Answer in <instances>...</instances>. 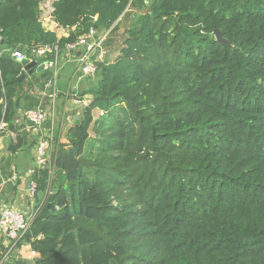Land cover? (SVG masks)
Here are the masks:
<instances>
[{"label":"trees","instance_id":"16d2710c","mask_svg":"<svg viewBox=\"0 0 264 264\" xmlns=\"http://www.w3.org/2000/svg\"><path fill=\"white\" fill-rule=\"evenodd\" d=\"M43 1L0 0V133L15 134L13 152L26 95L54 78L36 69L54 57L19 80L10 52L65 55L93 29L104 56L66 142L54 138L53 176L32 170L43 202L10 245L30 246L33 264H264V0H55L65 37L42 26ZM7 249L0 264H30Z\"/></svg>","mask_w":264,"mask_h":264},{"label":"crops","instance_id":"0c3cea01","mask_svg":"<svg viewBox=\"0 0 264 264\" xmlns=\"http://www.w3.org/2000/svg\"><path fill=\"white\" fill-rule=\"evenodd\" d=\"M54 1L55 0H44L40 4V21L44 29L54 31L57 37H65L67 36V31L59 28L51 19V13L53 11L52 4ZM73 63L76 68L70 75L68 81L65 82V77L60 82L57 77L55 83L57 96L54 102L55 119L53 121V129L54 138L60 143L66 142L68 128L79 118L80 110L83 106V99H89L88 95L81 96L82 91L86 90V80L88 79H81L78 75L76 59L69 53L60 55L58 57L57 66L64 69L66 65H72ZM41 65L42 64L38 65V67ZM68 74L69 72H67V75ZM48 93H50L49 89L48 92L47 90L40 92L38 87L34 86L26 95L22 110L20 111L47 105L49 103V98L47 103L44 102V98L48 97ZM17 119L16 130L22 137L23 145L13 152L12 139L9 134L5 132V136L0 138V166L2 171V176L0 177L2 190L1 201L10 207L19 208L30 214L41 204L43 196L41 198H30L28 196L30 176L35 167L34 141L31 139L28 132L22 130L19 117H17ZM49 127V121L45 122L44 128L49 129ZM30 142L32 143V147H29ZM13 177L16 179L15 182H12ZM0 243L3 247H8L6 254L9 253V256L13 259L27 261L30 264L35 262L30 255V246L24 245L13 248V246L10 245L11 243L2 239H0Z\"/></svg>","mask_w":264,"mask_h":264},{"label":"built area","instance_id":"2783aa9c","mask_svg":"<svg viewBox=\"0 0 264 264\" xmlns=\"http://www.w3.org/2000/svg\"><path fill=\"white\" fill-rule=\"evenodd\" d=\"M105 35H97L95 30L91 29L88 33L80 36L75 43L68 44L65 47L66 51L78 53L75 57L77 61V73L80 78L93 79L97 73L96 62L100 61L104 52L102 50V42ZM1 40V37H0ZM33 57H44L53 55L54 60L50 62H43L44 68H54V78L46 84V87L52 91L49 93V103L45 106H39L30 110L19 111L18 117L22 130L29 133L31 139L34 141V162L38 168L47 170L51 178L54 173L53 163V147H54V129L53 121L54 102L57 96L56 90V76H57V62L59 49L57 46H42L32 50ZM10 56L16 61H30L27 59L21 50L11 51ZM88 99V98H87ZM83 99V105L88 104V100ZM101 117L103 113H98ZM18 120V119H17ZM49 121V129L44 128V123ZM3 127V125H2ZM12 139V144L15 142V134L8 133ZM0 166V177L2 176ZM16 179L13 177L12 182ZM1 185H0V239L5 240L11 244L17 242L23 237L29 228V223L33 217V213L10 207L1 201ZM36 184L34 182L28 185V196L35 198ZM45 193L42 195L44 197ZM43 201H41L42 204ZM30 255L33 260L36 259V253L31 249Z\"/></svg>","mask_w":264,"mask_h":264},{"label":"water","instance_id":"95a60500","mask_svg":"<svg viewBox=\"0 0 264 264\" xmlns=\"http://www.w3.org/2000/svg\"><path fill=\"white\" fill-rule=\"evenodd\" d=\"M214 37L218 41L219 44H222V43L225 42L224 39L222 38L221 33H220L219 30H215ZM64 53L72 54L71 51H66L65 49H64ZM77 55H78V53H77ZM35 58H37V57L30 58V61H23L22 62V65H23V73H21L19 75V77H18L19 80H21L22 78L26 77L27 75H31L33 73L34 68L36 67V60H35ZM43 68H44L43 65H41V66L37 67L36 70L39 71V70H41ZM5 134H6L5 132H1L0 133V138L3 137V136H5ZM42 195H43V192H39L38 193V197L39 198H41Z\"/></svg>","mask_w":264,"mask_h":264},{"label":"rangeland","instance_id":"374dc122","mask_svg":"<svg viewBox=\"0 0 264 264\" xmlns=\"http://www.w3.org/2000/svg\"><path fill=\"white\" fill-rule=\"evenodd\" d=\"M59 71V66H57V72ZM58 83H60V82H58ZM52 91V89L50 90V92ZM78 97V96H77ZM64 119H65V117H64ZM67 122V121H66ZM91 137H93V134L91 133ZM55 145V144H54Z\"/></svg>","mask_w":264,"mask_h":264},{"label":"clouds","instance_id":"9594fccd","mask_svg":"<svg viewBox=\"0 0 264 264\" xmlns=\"http://www.w3.org/2000/svg\"><path fill=\"white\" fill-rule=\"evenodd\" d=\"M211 35V34H210ZM214 39V37H212Z\"/></svg>","mask_w":264,"mask_h":264}]
</instances>
